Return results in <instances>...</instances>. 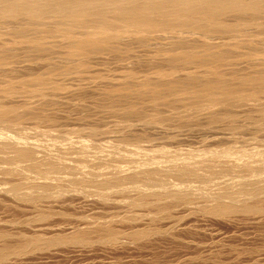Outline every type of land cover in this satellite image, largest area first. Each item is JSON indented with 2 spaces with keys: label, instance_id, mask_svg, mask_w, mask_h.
Returning <instances> with one entry per match:
<instances>
[{
  "label": "rangeland",
  "instance_id": "rangeland-1",
  "mask_svg": "<svg viewBox=\"0 0 264 264\" xmlns=\"http://www.w3.org/2000/svg\"><path fill=\"white\" fill-rule=\"evenodd\" d=\"M3 1H6V0H2L1 2L3 3ZM8 1H6L8 3V5H9V3L11 4V1H12L13 6H14V2H18L17 0L14 2H13V0H10V2H8ZM22 1L24 3H25V1L28 2V4L23 3L25 8L27 5L32 6V4H30V2H29L31 0H25V1L21 0V2H19V3H21V7H20V4H18L19 7L17 5L14 6L16 8L18 7L17 9H19V8H21V9H20V11L16 10L15 12L22 13L25 10L23 8ZM35 1H33V0L31 1V3H33L32 8H31V6L30 7L27 6V9L29 8V10H27L28 12H31L33 7L35 6L34 7L35 9H33V12L36 11V12H34L35 16H33V14H29L25 10L26 14H24V16L25 15L27 17L29 16L27 18V19L30 18L29 20H31V17H33L32 19H34V17H36V15H37L36 19L43 17V16H38L39 14H37V12L40 13V11H42V10H43L42 13L44 12L43 14H45V7L43 6L45 3V0H44V2L42 0L41 1L39 0L41 3L43 2V4L38 3V1H36V3H34ZM64 1L66 2L67 0H64ZM64 1L59 0V2L56 1L54 3V2H52V0H49L48 1L49 5L46 3L47 4L46 6H49L47 8L46 14L48 15L51 12H52L51 14H53V12H54L58 17L63 15L62 12H64V15L66 14L65 15L66 17L68 16V14H70V15L72 14L73 15V16L71 15L72 19H73V17H75V18L69 22L72 24H73V22L77 23V24L75 23V25H73L74 26L73 29L75 31L73 33H76V30H77V29H75L76 25H77L76 28H80L79 26L83 25L80 29H78V32H79L78 35L83 34V33L86 35L85 32L87 31L88 28H90L89 25L91 22L94 23L93 21H95L94 24H96V25L99 23V21L97 23L98 19L92 20L96 16L90 17L91 20H90V18H88L89 21L87 20V17H89L90 15H95L97 10L98 9L100 10L98 5L99 4L101 5L102 3H100L99 0L95 1V2H97L98 8L95 7V8H97V10L95 8H91L89 6V4L86 5V6H88V8H87L88 10L86 9V6H85V11L86 10L89 12H90V10H91V12L93 11L89 15H88L89 12L88 13L85 12V14H87L88 16L86 15L87 17L85 16V18L81 17L83 21L84 20L87 21V22L85 21L84 24L85 23L88 24V22H89L88 27H87V25L85 26L83 24V22L80 21L81 20L80 16L76 17L78 15L74 14V12H73L77 9L76 3H78V2H76V0H75L76 3H73V5H71L72 2H74V0L73 1L68 0L70 2H66V6H65ZM91 1H94V0H91ZM104 1H103V4L104 5L106 4V6L103 5L104 9L110 10L111 6H109L110 5L109 1H107L106 3ZM60 2L63 4V5L62 4H60V5L62 6V8L64 6V10L67 7L69 8L70 5H71V7H73L74 4H75L76 9L73 7V9H75L73 11H72V8L71 9L69 8V10L66 9V11H64V10L60 9L61 7L58 5ZM37 3L41 4V5H37ZM50 3H52V4L54 3L53 5H55V6H52V4L50 6ZM56 3H57V6H56ZM67 3H70V4H67ZM87 3H91V2L88 1ZM108 3H109V5H108ZM15 4H17V3H15ZM93 4H96V3H93ZM8 5H6V3L3 4L4 7L5 6L9 7L10 11L14 10L13 8L12 9L10 8L11 5H9V6ZM3 6H0L1 7L0 12H2V9H4ZM37 6L40 7V11H37L39 9V8H37ZM7 7L5 9H7ZM43 7H44V9H42ZM50 7H51V9H50ZM52 7H54V8L58 7V9H59L58 11H60L61 15L59 14L60 15L59 16L57 14L58 13L57 8H55L57 12L55 11V9H54V11H51V10H53ZM101 8L103 9L102 6H101ZM48 10H50V13L48 12ZM5 11H6V13H5ZM5 11L2 12L1 16L4 15L5 18L9 17L8 12H10V11L9 10H5ZM67 11H70L71 13H69ZM33 12H31V13H33ZM12 13H13V11H12ZM20 13H17V14L20 15ZM93 13H95V14H93ZM108 13H109V15H108L109 17L112 16V14L110 12H107V14ZM17 14H15L16 16L13 18L12 17L13 14H11V12H10V15H12V16H10V18L12 17L15 20V21L12 20L14 23H11L12 21H9L10 24H8V20H11L12 18L11 19L7 18L4 20V17H3V19H1L2 23H4L7 20L6 21L7 23L6 22L5 23L7 26H10V27H8V29L9 30L11 29V30L7 34V31L5 30V29H7V26L5 27V25H4L5 23L4 24L0 23L1 27L3 28L2 29L0 27L1 28L0 30H2L3 32L6 31L0 39V47H2V48L4 47L3 49L1 48L0 51L3 50L2 52H4V49H6V50L7 49H15V47H18L16 44L17 42L19 44V41L21 42V40L23 39L22 42L25 43L24 40L26 38H28L29 42L32 41V42H34L35 45L36 44L42 45L44 43V41L46 40L47 44L44 43L45 45L44 44L42 45V46H44L43 50H45L47 48L48 49L51 48L52 50L47 49V52L48 51H51V52L54 51V52L53 53H51V52L50 53L49 52L44 53L45 51H43V53H38V52H35L33 50L32 46L34 44L31 45L29 42H26L25 43L26 45L28 43H29L28 45H30V48H26L28 46H26L24 43H23L24 45H20L22 43L21 42L19 44L21 47L20 46L19 47L22 48L23 50H21L20 48L15 49V52H17L19 49L21 50L20 52H17L19 54L21 53V55L18 54L20 56V58L17 57L18 55L16 57L12 56V57H15L14 59H18V61L13 62L14 59L11 57V55H9L11 57V58H9L10 60L8 59V56H7L8 60L5 59V61L7 60V64H5L6 66L8 65L7 69H6L5 65L4 66L1 65L4 62L2 63L0 61L1 62L0 65L4 69V70H2L0 68L1 69L0 75L3 77L2 78L0 76V84L4 83L3 85H0V87L4 88L6 86L5 84H8L7 82H9L8 79H12L13 84H11L12 83V81H11V83L9 82L8 86L10 87V85L13 86L15 84L13 87H16L15 89L17 90L16 93L15 92L11 93V94L15 93V95H10V93H9L10 91H6L7 89H5V88H4L5 90H3V88H2V91H6L9 94L4 93V92H0V93H3V94H0V110L3 109V111H5V109L6 110L8 109L7 111H9L12 108L13 109L15 108V110H17L16 112L14 111L15 115L17 114L16 116L12 114V113H14V112H12V110H10L12 113L11 112L9 113L11 115H8V113L6 114L5 113L6 111L3 114H1L2 110L0 111V142H3L1 140L6 141L8 136H9L10 140L14 139L16 136V138H18L19 141L25 142V144H27V146H29V147H30V144H31V147H34V148L39 147V148H36V149H38V152H39L38 155L39 156H37V158L32 159L31 160L32 163L30 162V160L26 161L28 163V165L29 164L34 165L33 163H36L35 164L36 167L29 165V166H31L29 168V166H27L26 162H25V165L22 162L17 164V162L9 161V160L6 161V160L0 158V235H1L0 247L3 246L4 244L9 245L12 243H13L12 245L14 246L17 244V242L19 240L22 239V238L20 239V237H22V236L27 237V235L29 236V235H35V234L36 235L37 234H44V232L46 233L44 235H48L47 237H53V236H56L58 234H59V236L62 234V237H64V236L65 237H69V236L72 237L73 236L72 233L74 234L78 230L80 231L81 229H83V227L85 228L86 226H87V228H85V229L89 228V230H91V228L93 229V227H95L94 225L97 226V224L99 223L98 227L100 228L99 225L102 222L104 224H106L107 226L108 225L112 226L111 228L114 227V231L116 230V233H118L117 231H120L122 229L120 232L125 231L126 234H123V232L122 233L119 232L118 234H120L119 236L121 238H119V240L116 239L115 240L116 244H115V243H113L114 241H107V240L102 241V240H100L101 238L99 237V235L97 236V234H95V232L92 230L93 233L90 234L91 236H89L90 238L87 239V241H86L87 243L82 242V243L77 244L74 242L68 243V241L67 242L65 241L61 245L60 244L59 245L55 244L54 246L51 245V246L46 247L44 250H42V249H35L34 250L33 249L34 250L33 251L30 249V251L27 250L28 252H25V254H23V253H22L23 255L20 254L21 256L20 255L17 256L16 254H13L12 257L9 259L8 264L9 263L10 264H264V215L260 216V214L256 215L255 213L252 214L249 212L248 214L247 213H245V214L240 213L242 215L241 216L238 213H237L238 215L236 213H234V215L231 213L232 215L229 214L230 216L226 215V216H222V218H221L220 216L219 217L218 216L212 217L211 215H208V214L204 215V213L202 214V212L199 210V208H201L199 202L201 201L200 203L203 204V203H205L204 201L207 198L206 195H203L205 193V191L210 192L211 190H213V189L209 188V185L211 183L213 185H214V182H216V181H217V183H220L219 181L224 180V178H226L224 176L225 175L227 176L230 173L232 175H230L231 177L227 176V179H225L226 181H228L229 178H234V175H235V177L236 176L238 177V175H236L238 171H239L238 174L240 176L246 174L247 171L245 170L246 167L243 166V161L246 162V160H249V158H253L256 155L254 157L255 159L254 158L252 160L250 159L252 162H254L253 167L258 166V168H259L260 165H263L262 171L264 170V164H262V160H264V126H263L264 125V115H263V113H261L262 111H264V94H262V96H260V97L258 96L259 98L254 97L252 99H249V97L247 95H245V97H248V98H244V97H242L243 99L237 98L235 100L236 105L234 104V102H232L234 99L232 101L228 100V102H225V106L223 103H221L222 105L219 104L218 108L216 107L217 109H221L222 107L225 108L224 110H222L223 112L220 111V113L222 112L221 118L225 122H222L220 120L219 124L218 123L214 124L212 122L210 123L211 125L209 124L210 119L208 117L210 116V114L207 113L205 110V107H207L208 106L207 104H209L208 102H207V104L204 103L207 105L204 107L203 105H200L194 101H190V99H187V98H186L187 101L189 100L187 103L183 102L186 100L185 99L181 102L172 103L171 106H169L167 104H161L160 103V104H156V106L153 107L154 104L151 106V104H149L147 101L141 100L134 95V97H132L130 99V102H129V103H132L134 105L132 108H130L131 111L130 110L128 111L127 107H130L131 105H128L125 102L111 103L107 99V95H108V91H109L108 89L111 87H115V85L121 84L122 81L127 80L126 76H128V75H126V74L127 73L130 74L134 71L133 69H131L133 67V65L134 66L136 65L135 68L138 69V75H137L138 78L136 77V79H138V80L143 79L145 76L151 75L150 77H152L153 75H155L154 73L157 69L155 67V65L154 66L149 65L150 67H148V65L145 66V64H148L147 60L149 57L151 58V60H153L152 59V56H153L152 50H154V55L159 54L160 53L159 49L161 48V46L162 45L165 46L166 44H168L167 42H169L171 40V38L168 40L165 37L166 39H163L164 40L163 42L161 39H158L159 40V42H158L157 38H155V37L151 38V39H154L155 41L150 40L151 41V43L149 42L150 45H152V46L154 45V44H152V42L153 43L157 42L158 44L155 43V44H157L156 47L151 46V47H149V50H148L147 46H141V45L138 46L139 44L136 42H134L135 44L133 43L134 46L131 45L130 47L126 44L128 50L130 48L129 51L132 52V53L130 52L132 55L131 54L127 55L128 57H125V55L128 54V53L125 54V52L126 51L128 52V50H127V48L124 49V45H125L124 42H121V41H120V43H118L119 41L114 42L112 44L113 45L115 44L116 47L120 46V44H121L120 48L122 47L121 49H123V51H121V49L119 48L121 51L120 55L112 53L111 51L105 52L103 49L100 51H96V53L93 52L92 54H95V55L91 54L90 58L87 59L88 54L91 53L89 50V53L87 55H83V56L81 55L82 58L79 56L81 59H83V61L84 60L85 61L90 60L88 64H86V62L84 61L85 65H82V64H80L82 62V60L80 58L76 60L75 58H78V57H76V55H75V57L73 59L71 57V55L69 54L70 52H67L68 48L66 46H65L66 50H65V47L63 48V45H62L63 41L62 40L64 39V41L67 44L66 40H68V36H69L71 42H74L77 38H79V39L81 38V35L78 36L77 34L74 35L72 33V29H71L72 27H69L68 24H67V26L65 25L66 23H68V20H67V18L66 19L64 18V15H63V19H65L66 23L63 21V23H65L63 25H65V28L69 27L68 30L71 29V33H70V31L67 33L66 32L67 29L64 30V32H63L64 26L61 25L62 17L60 18L61 20L59 18L57 19V16H55L54 14L52 16H51V14L48 16L46 15L45 18H47L49 20L51 19L54 23H56V21H57V24H54L52 22V25L54 24L53 26L56 27V29L51 24L49 25L51 20L50 21L48 20L49 22L47 21L48 25L44 24L45 23L44 17L41 20L44 22L43 23L44 25L42 24L40 19L37 20V22H35L36 20L34 19V21L32 22V23L35 22L36 24L38 22L41 23V25L43 26V28H41V29H45L44 28L45 26L47 28H49V27L52 28L51 29L53 31V32L51 31L52 34L50 33V28L48 30L49 33H47L45 31L46 29L44 30L45 32H43V30L40 32L39 30H41V29H39V28L41 26L39 27V25H40L39 23H38L39 25L33 24L35 27L38 26V28L35 29V28H33L34 26H31L32 23H30V21H28L26 19V17L24 18L23 13H22V15H20V16H22L21 18H19V15L17 17ZM43 14L40 13V15H43ZM71 16H70V18H71ZM16 17L18 19L23 20V21H25L24 19H26L27 21L23 24L19 23L22 21H20V20H19V22L16 21V19H17ZM52 18H54V20ZM55 18H56V20H55ZM75 19H77V20L75 21ZM78 20H79V22H77ZM15 22L19 23V24L16 23L18 26L15 25ZM58 23H59V25H58ZM79 23H80V25H79ZM13 24L16 28L17 27L18 28L19 27L25 28L23 26H26V24H27V27L31 26L27 30L25 29L26 34H28V32L31 33V31H34V32H32L33 34L37 33L38 31L41 33V35L43 33H45L44 34L45 36H43V35L40 36V33L38 32L39 37H43V38H38L36 36L37 34L35 35L38 40L42 39L43 43L39 42L36 39V37H34V41H33V39L30 40L29 37L33 38V36H34L33 34L31 36L28 34L29 35L28 37L26 36V38H23V37H25V34H24L25 32L22 33V35L24 34V36L20 35V38H22V39H20L18 37L19 36L18 33L15 34V32H13L14 33L13 34L11 32L12 28H14V26L11 27V25H13ZM72 24H70V26H72ZM94 24H93V26H94ZM3 25H4V27H3ZM56 25H58L59 27ZM90 26H91V28H93L92 24ZM58 28L61 31H59ZM14 29H13V31H14ZM32 29H34V30H32ZM54 29L59 33L57 34L54 31ZM36 30H38V31L36 32ZM81 30H83L82 31L83 33L81 32ZM88 31L91 32L93 30L88 29ZM65 32L67 34L70 33V35L65 34ZM0 33H2V32L0 31ZM10 33L13 35H10ZM54 33H56L57 35H60V33H64V35L61 34L60 38L57 37L56 39L54 36L52 39L51 37H52V35H54ZM46 35H48V36H46ZM65 35H67V36H65ZM88 35H89V32L84 37H87ZM49 36H50V38H49L50 42H49V39H46V37L48 38ZM74 36H78V37L76 39H74ZM65 37L67 39H65ZM84 37H82V38H84ZM217 38H220V39L217 40ZM217 38H215V40L213 39L212 42L216 43L215 41H218L220 43L221 39H223L219 36ZM16 39H17V42L14 41ZM79 39H77V40H79ZM7 40H12V41H7ZM36 40L38 41V43ZM53 40H56V41H53ZM35 41H36V43H35ZM70 41L68 40V43H70ZM1 42H2V44H1ZM10 42H14L13 43L14 45L12 43L10 44ZM117 43H118V45H117ZM159 43L160 44L162 43V45L159 46L160 45ZM15 44H16V46H15ZM7 45H10V46L7 47ZM11 45H13V46H11ZM22 46H26L25 47L26 49H30V51L28 50V53L32 54V52H34L35 53L34 56H33V54L32 55L29 54V56L31 58L27 55L28 56V59H27V56H24L25 54H27V50L25 51L26 53L23 55L25 48H23ZM5 47H7V48H5ZM10 47H12V48H10ZM151 48H153V49H151ZM154 48H157V49L159 48V49L157 51V49H154ZM31 49H32V51H31ZM105 50H107V49H105ZM155 50L157 51L156 54H155ZM101 51L104 53H102ZM57 52H58V54H57ZM64 52H67L69 54V56L67 55V53L65 55ZM122 52H124V53H122ZM150 52H151L152 56L150 55ZM37 53L39 54V58H41L40 60H39L38 56H36ZM59 53H60V55H59ZM51 54H53V56H51ZM135 54L140 55V57L137 56L138 58H136ZM64 55L66 56L65 60H64L65 61L64 63L67 64L66 67L62 63L63 62L62 57H64ZM21 56H24V57H21ZM60 56H62V57H60ZM85 56H86V58H85ZM42 57H45V58H42ZM50 57H54L53 61H54V64L55 63L57 64V66H56V64L55 65L51 64L52 60L48 59ZM67 57H69V59H67ZM91 57H92V59H91ZM153 57L155 58V56H153ZM120 58H122V59H120ZM126 58H128L130 61H128V62L125 61ZM131 58H132V60H131ZM139 58H143L142 60H144L146 58L145 59L146 63H145V60L141 62V60ZM21 59H23V60H21ZM30 59H32V60H30ZM60 59L62 61H59ZM96 59H99V60H96ZM119 59L120 60L125 59V60L120 61ZM68 60L70 61L69 62L70 64L67 63ZM75 60H76V62H73ZM135 60L139 61L138 64ZM151 60H149V61L151 62ZM11 61H12V63H11ZM77 61L80 63L78 64ZM48 62L50 65L48 64ZM57 62L60 64H58ZM72 62L74 64H71ZM84 62H82V63L84 64ZM129 62L133 63V65H131ZM143 62H144V65H139L141 63L143 64ZM9 63L12 65H10ZM35 63H37L39 65V67L36 66ZM75 64L83 66V69L85 71L82 69V67L80 70V66H78V65L77 66L79 67V70H78L77 66H76V69H77L76 70L74 67H72V65H75ZM127 64H129V66ZM47 65H49L48 67H51V69H53L52 66L53 67L55 66L54 70H53V72L56 70L55 73L57 72V69H59L58 72L60 71L59 74L56 73V75H54L55 73H53L54 77L52 76V78H50L52 75V71L47 70L48 73H51L50 77H49V74L48 75L46 74L49 77V78L47 77L48 80L49 79L54 80L51 83H48V82H50V80L49 81L47 80L46 82H41V81H45V79H47L46 75L44 73L45 69H48ZM156 65L158 66L159 64L157 63ZM59 66H60V68H59ZM151 66L154 68H151ZM14 67H16V68H14ZM126 67L127 68L130 67L129 70H126ZM130 69L132 72L130 71ZM8 70H10V71H8ZM63 70L65 71V73ZM2 71H4V72L6 71V72L4 73ZM61 71H63V72H61ZM69 71H72V72L69 73ZM79 71L81 73H79ZM128 71H130V72H128ZM26 72H29V73L26 74ZM41 72H42V74L44 73V75H42V74L41 75L43 77L44 76L45 77L42 78V76L38 74L39 76H41L40 79L41 78L43 79L40 81V79L37 80L36 77L38 75L36 73H41ZM135 72L137 73V70H135ZM152 72H154V73L152 74ZM33 73L35 75H37L36 77L35 76H33V77L36 79V81H38V82L40 81V85H39V83L37 84L32 79L33 77L31 78V74H33ZM61 73L63 75H61ZM22 74H23V76H22ZM12 75H13V77H12ZM7 76H9V77H7ZM14 76H15V78H14ZM26 76L30 77V79H28V77H26ZM39 76H38V78H39ZM25 78L28 80H26ZM13 79L15 81H19L20 79L21 80L25 79L26 81H30L32 79V81L35 82L38 86H41V84L44 83V84H42V86L43 87L45 86V87L43 88L41 86L43 88V90H41V87L36 86V84H32L33 82L31 81V85L32 86L34 85V88L36 87L39 90L37 89V91H36L35 90L36 88L32 89V86L31 87L27 86L28 87V89H27V87L25 86L26 87L25 90L27 89L26 90L27 93H26V91L23 88L24 86L22 85V83L26 82V81H21L22 82L21 83V82H15ZM6 80H7V82H6ZM55 82L58 85H60V83H61L62 88L58 87L57 84H55ZM16 83H18L20 86L22 85L23 87L18 86L20 88L19 89L16 86ZM28 83L27 84L23 83V84L28 85ZM45 83H47L48 85ZM46 85H47V88H46ZM55 85L57 86V89L60 88V89H58L60 91H58V90L56 91ZM50 86L52 87V89L49 88ZM29 87L31 88L32 91H29ZM10 88H12V87H10ZM22 88H23V90H21ZM53 88H55V89H53ZM20 90L22 92L25 91L23 93H20L23 95H20L18 93V91L21 92ZM0 91H1V89H0ZM11 91H13V89ZM28 91H29V93L30 92L31 93L33 92V93L32 94L30 93L31 94L30 95V94H28ZM37 92H39V93H37ZM244 99H248L249 101L244 100ZM240 100H242V101H240ZM250 100H251V104H248V102L250 103ZM237 103H238V105H237ZM115 104L116 105L119 104V105L115 106ZM183 104L187 108L184 107ZM187 104H188V106H187ZM226 104L228 105V107H229V105H232V107L228 108L226 106ZM239 104H241V105H239ZM165 105H167L168 108L165 107ZM195 106H198V108ZM200 106L201 107L203 106V107L200 109L199 108ZM195 108H197V109H195ZM167 109H168V111H167ZM194 109H195V111L198 110L197 111V114H199L198 118H197L196 112L193 111ZM201 110H203V111L205 110L204 112L206 114L204 112L202 113ZM18 111L20 112V114ZM192 111H193V113H192ZM200 112L202 113L201 114L202 117L200 116ZM131 113H133V114L136 113V114L130 115ZM139 113H140V115H139ZM163 113H164V115H163ZM223 113H225L224 114L225 117L229 116V118L233 121V123H229V121L232 122L229 118H228L229 121L226 118H223ZM235 113H236L237 118L235 116ZM126 114L129 116H127ZM261 114L263 115L262 117L260 116ZM232 115L235 117H233ZM204 116H206V117L203 118ZM161 117H162V119H161ZM206 118H208L209 121ZM233 118L235 119L236 122L234 121ZM195 119H196V121H195ZM205 123H207V124H205ZM184 126H186V127H184ZM258 126H263V127H262V129H259ZM211 127H212V129H211ZM157 129H159V130H157ZM253 132H254V135H253ZM171 133H172V135L170 136ZM164 134H167V135H164ZM12 135L14 138H10V136L12 137ZM175 138L179 141H176ZM199 138H200V140H199ZM143 140H145V141H143ZM61 146H63V147H61ZM154 147H156V148H154ZM127 148H129V149H127ZM216 149L217 150L219 149V150L217 151ZM159 150H160V152H159ZM211 151H213V154ZM215 151H217L216 153L218 155L215 153ZM256 152H258V153H256ZM227 153H228V155H230L229 156L230 159L232 158L231 156H233L234 162L235 161H237V162H235L233 164L232 159H231V161H229L230 159L227 158V156H228ZM211 154H212V156L214 154H216V156H213L214 157L213 158L212 156H210ZM224 154H226L227 156H225ZM222 155H224V156H222ZM252 155H253V157H252ZM42 156L44 157V159ZM131 156H133V157H131ZM209 156L211 158L215 159V161H216L215 163L217 165H215V164H213V165H215L217 167V169H219L218 174L223 168V170L221 172L223 174L220 173V177H222V178L218 177V175L216 174L217 173L216 169H215L216 173L214 172L212 177L209 175L210 178H208L206 175H204V180H205V176H206V178H208L210 183H209V181L205 180L207 183L205 181H201L202 182V184H201V183H199L200 181L198 182L195 180H200V179L203 180L202 175H201V177L199 176L200 177L199 179L195 176L197 179L193 180V183L194 182L195 183H194V185L193 184L192 185L196 187L195 191L197 189H199V190H197L196 192L193 191L194 194L192 196L195 195L194 198L197 197V200L201 196H203V197L198 200L199 205L197 204L196 200L194 199L195 201L191 205L192 208H190V206L185 207L188 204L187 205L185 204V206L183 205L184 207L182 209L179 208V206L182 203H180V205L179 204L178 205L177 204L169 205L172 202H170V203L165 202L167 204L166 205L164 203L165 200L163 202H160V205L162 204L163 208L166 207L167 208V210L165 209L166 211L161 210L163 208L157 209V207H155L157 209L156 210L151 205H150L151 207L148 205L149 208H148V206L147 207L146 206L145 207L140 206V205L133 206L132 204H131L132 205L131 206L129 204L132 202V200L137 199L136 193L138 190H137V188L130 187L127 184L126 185L123 184V187L118 188V190H116L113 193H109L108 194L109 198H107V199L101 198L99 195H97L98 197L93 195L94 193L96 194L97 192L93 191L92 188L86 190L90 194L89 195L85 190H83L82 187H81L82 189H80V187L78 186L79 188L77 187V191L79 190L80 193H79V191L77 193L76 186H74V184L72 185V181H73L74 177L79 178V179H83V180L87 179V181H90L93 179H99L100 177L97 178L98 176H101L102 178H104L105 176L106 177L110 176L112 178H114L115 176L116 177L120 176L121 173L119 174V172L121 171L120 169H122L123 167L132 168L133 165L136 166L137 164H139L138 163L139 161L142 162V161H146L148 159H154L155 158L156 160H160L163 162L161 164H157L158 166H156L155 164L152 165V167L155 166L153 168L152 167L150 168V166L143 167L144 169H149V170L153 169L154 170L156 168L168 167L169 166L168 164H170V162L172 163L174 160H175L174 163H176V162L180 163L181 161L183 162L186 159V163H187V161L191 162V160H194V158L196 160L197 159L201 160V158L202 159L206 158V160H207V159H210ZM237 157L240 159H238ZM52 158H54V159H52ZM130 158H131V160H130ZM175 158L177 159V161ZM46 159H48L49 162L53 161V163L51 162V164H50ZM56 160H58V161H56ZM123 160H124V162H123ZM225 160H227V161H225ZM44 161H46V162H44ZM61 162H63V164H64V167L62 166L64 168V170L58 171L59 168L57 170H55L56 168L54 166H56L58 163H61ZM212 162H214V161L212 160ZM40 163L43 165H41ZM186 163H185V166H187ZM228 163H230L229 164L230 166L228 165ZM38 164H40V165H38ZM47 164H48V166H46ZM49 164H50V166H49ZM53 164H54V166H53ZM63 164L61 163V165H63ZM235 164H237V165H235ZM176 165L178 166L179 164H176ZM180 165L178 167H181ZM222 165H223V167H222ZM38 166L39 167L42 166V167L39 169ZM188 166H191V163L188 162ZM233 166L234 167L236 166L237 168H234ZM241 166H242V168H241ZM50 167H52V168L50 169ZM182 167H184V166H182ZM230 167H231V169H232V167L234 169L228 170ZM243 167H244V169H243ZM34 168H35V170H34ZM65 168H67V169H65ZM248 168L249 167H247V169ZM28 169H30V170H28ZM37 169H38V171H36ZM46 169H48V170H46ZM242 169L245 170L244 171L245 173L242 171ZM13 170H14V173H16V174L11 176L13 174V173H11ZM49 170H50L51 174H53V175H51L49 173ZM234 170H236V171H234ZM6 171H9L10 173L6 172ZM40 171H44L46 174L44 172H40ZM61 171H63L64 173ZM77 171H79V172H77ZM227 171L228 172L230 171V173L228 174ZM38 172H39V174H38ZM47 172H48V174H47ZM59 172H60V174H59ZM69 172L72 174H70ZM3 173H5L7 175L5 176ZM21 173L23 175L28 173V175H25V176L30 177L29 180L32 179L34 176V178H36L35 180L37 182L39 180V182H41V183L42 182L47 183L49 180L57 182L61 178L62 180L65 181V182L63 181L62 183L63 184L65 183L66 185L65 184L62 185L63 187H61V189H58V190H57V187H55L56 191L57 192L59 191L58 192V193H60L59 195L56 193V191H54V189H53L54 187H51L50 190L47 189L46 192H44V193L47 194L48 197L46 196V198H45L46 200L42 199L44 203L42 201H39L40 203L39 204L37 203L35 206L31 202H30L31 203L30 204L29 201L24 202L23 200H20L17 198L16 194L23 195V193H24V195H25L26 193H28V191H29V193H31V190H29V186L26 185L27 188L23 187L24 189L22 187H20V185H22L25 182L24 181L22 183V180L26 179V177L23 176ZM114 173L115 174L118 173V175H115ZM123 173L125 175V174H128L129 172L128 173L123 172ZM234 173H236V174H234ZM241 173H243V174H241ZM8 174H10V175H8ZM17 174H19V175L17 176ZM29 174L31 176H29ZM61 174H63V176ZM214 174H216L217 176ZM20 175H22L25 178L24 179L21 178L22 176H20ZM14 176H16V177H14ZM72 176H74V177H72ZM122 176H123V174H122ZM53 177L54 178L60 177V178L58 180L57 179L54 180ZM89 177H90V179H89ZM161 177L162 178L166 177V175L161 176ZM34 178L32 179L33 181H34ZM37 178H39V179H37ZM40 178H42V179L44 178V181L47 179L48 180H47V182L46 181L44 182L42 179L40 181ZM157 178H158V176L156 177V179ZM162 178L161 179L158 178V179H160L162 181ZM169 178L167 177L166 180L168 179L167 181H169L170 183L173 184V179H175V178H173V179L170 178V180H169ZM211 178H212V180H210ZM19 179L21 180V182L19 181ZM32 180H30L31 183H37L36 181L33 182ZM68 180H70V181H68ZM160 180H158V183H160ZM163 180H164V178H163ZM68 182H70V183H68ZM153 182L157 183V181L152 180V182L150 181V185L151 184L153 185L154 184ZM18 183H22V184H19V187H18ZM203 183H204V185H203ZM12 184H14L15 186L17 185V186L15 187ZM147 184H149V183H147ZM172 184H170V185H172ZM199 184H200V186H205V187L208 186L207 187L208 191L205 187L204 188L200 187ZM60 186H61V184H60ZM67 186H70V188L74 187L75 189H70ZM177 186H179V185H177ZM186 186L188 188L189 185H184V187H186ZM198 186H199V188H197ZM9 187H10V189H8ZM211 187H212V185H211ZM18 188H20V189H18ZM33 188L34 187L30 188L33 191L31 194H36V193H34L35 191L40 192L39 188H34V189ZM62 188H64V190L66 192L62 191L63 190ZM201 188H203V190ZM212 188H214V186ZM27 189H28V191H27ZM84 189H86V188L84 187ZM8 190H9V192H12V193H9ZM48 190L51 192L47 193ZM69 190H70V192H69ZM200 190L203 191V192L201 191L203 194L201 192H199ZM60 191H62L64 193H62ZM89 191L90 192L93 191V194H92V192L90 193ZM15 192H19V193L15 194ZM198 192H199V194L200 193L202 194V195H200V197L197 196ZM209 192L206 194H210ZM52 193H55V194L52 195ZM121 193H122V196H121ZM13 194L15 197L13 196ZM128 196L131 198H129ZM207 196H209V195H207ZM54 197H57V198H54ZM203 198H204V201L202 200ZM130 200H131V202L129 203ZM134 201H136V200H134ZM194 203L197 205H195ZM207 203H209V202H207ZM164 204H165V206H164ZM205 204H203V205H205ZM174 205H176L174 207L175 209L173 208ZM193 205L196 206V208L198 206H200V207L195 209V207ZM167 206L169 208L171 207V209H173V211L169 210ZM132 207L135 209H133ZM176 207L179 209H176ZM186 209H188V211H186ZM190 209H193V210H191L192 212L189 211ZM148 210H149V212H148ZM152 210H154L155 212ZM160 210H161V212H157ZM195 210L197 213L195 212ZM197 210H199V211H197ZM162 211H164V212L162 213ZM41 212H42V215L45 214V215H43V217H40ZM48 213L51 215H49ZM167 213H170L171 215L169 216ZM165 214H166V216L167 215L168 216L166 217ZM46 215H47V217H46ZM177 215H180V216H177ZM154 216H156V217H154ZM164 216L166 217V219ZM171 216H173V217L171 218ZM175 216H177V217H175ZM228 216H229V218H228ZM45 217L48 219H45ZM168 217H170V218H168ZM223 217H225V218H223ZM31 219H33V220H31ZM34 219H36V220H34ZM96 220H100V221H96ZM136 220H138V221H136ZM151 220H153V221H151ZM165 220H168V223ZM84 222H86V223H84ZM89 222H91V223H89ZM176 222H178V223H176ZM152 223H153V225H152ZM88 224H90L89 225L90 227L88 226ZM110 226H108V227H110ZM148 226L150 228L153 227L155 229L154 230L153 228H151V231L153 229V231H155V232H153V233L151 232L149 235V238L144 237L142 239L137 238L135 240V238H133L132 235H131V237H132L131 238V237H129L130 235L127 234L129 231L132 232L133 229H134L133 232L135 230H136L135 232H137L138 229H141V230L148 229ZM137 227H140V228H137ZM141 227H143V228H141ZM141 230H139V231H141ZM37 231H38V233H37ZM47 231H48V233H47ZM95 231H96V229H95ZM3 232H4V234L8 233L7 235H9L8 236L9 238L7 237L6 234H5V236L7 238H5L4 234H2ZM130 232H129V234H131ZM154 233H155V235H153ZM122 234H123V236H122ZM2 237L4 239H2ZM14 237L16 238V240ZM11 238H13V239H11ZM138 239H140V240H138ZM5 240H7V241H5Z\"/></svg>",
  "mask_w": 264,
  "mask_h": 264
},
{
  "label": "bare ground",
  "instance_id": "bare-ground-1",
  "mask_svg": "<svg viewBox=\"0 0 264 264\" xmlns=\"http://www.w3.org/2000/svg\"><path fill=\"white\" fill-rule=\"evenodd\" d=\"M2 0H0V2H1ZM6 1H8V0H6ZM6 1H3V3L1 2L0 4V6H3V4H5L6 3V5H8V3L6 2ZM14 1H16V0H13V2ZM18 2H14V6L15 5H17L18 6V4H20V7H21V3H19V2H21V0H17ZM25 1V0H24ZM32 1V0H31ZM31 1H29L30 2V4H32V6H33V3H31ZM33 1H35V0H33ZM36 1H38V3H41L39 0H36ZM36 1L34 2V3H36ZM43 2H44V0H42ZM47 1V2H46ZM48 1L49 0H45V3H44V7H45V14H43L42 13V11H40V7L39 6H37V8H39L37 11H40V13L41 14H43V15H40V13H38L37 12V14H39L38 16H43L44 17V22L43 21H41L42 19H43V17H40V18H38V19H36L37 18V15H36V17H34V19L36 20L35 22H37V20H39L40 19V21L42 22V24L44 23V24H46V25H48L47 24V21L49 20V19H47V18H45V16L47 15L46 14V11H47V8L49 7V6H46L47 4L49 5V3H48ZM59 2V0H52V2ZM61 1V0H60ZM64 1V0H63ZM73 1V0H72ZM91 2V3H87V2ZM95 1H98V0H94V1H91V0H76V2H78V3H76L75 2V0H74V2H72V4L71 5H73V3H76V7H77V9H76V7H75V4H74V8L76 9H73V7H71V5L69 6V8L71 9L72 8V11L73 10H75V11H73L74 12V14H76V15H78V16H76V17H79L80 16V18L82 17V18H85V16L87 15V14H85V12L86 13H88L89 11H87L88 9V6H86V5H88L89 4V6L91 7V8H95V7H97V2H95ZM102 1V2H101ZM99 0V2L100 3H102L101 5L99 4L98 6H99V8H100V10L98 9L97 10V8H95L96 10H97V12H96V14L95 13H93V14H95V15H90L89 17H87L90 13H92L91 12V10H90V12L88 13V15L86 16L87 17V20H88V18H90V17H94V16H96L95 18H93L92 20H95V19H98L97 20V23H98V21H99V25L97 24H94L95 23V21H93L94 23H90V25L92 24V27L93 28H91V26L89 25V27L93 30V31H88V29L89 30H91L90 28H88L87 29V31L85 32L86 33V35H87V33L89 32V35L87 36V37H84V36H86L82 31L83 30H81V32L83 33V34H80L81 35V38L79 39V38H77L78 36H80V35H78L79 34V32H78V29H80L83 25H80V23H79V27L80 28H76L77 27V25H76V27H75V29H77L76 30V33H73V32H75L74 31V29H73V25H75V23L73 22V24L72 23H70L69 21H71V20H73L75 17H73V19H72V16L70 15V14H68V16L66 17L65 15H64V12H62V14L64 15V18L66 19L67 18V20H68V23H66V21H65V19H63V15H61V13H60V11H58L59 9H58V7H55V8H57V11H58V15L60 16V17H58L54 12H53V14L55 15V16H57V19L59 18H61L62 17V22H61V25H63V24H65L66 26H67V24H68V26L69 27H72L71 29H72V33L74 34V35H78V36H74V39H79V40H73L74 42H71L70 41V38H69V36H68V40L70 41V43H68V40H66L67 41V44H66V42L64 41V39L62 40L63 41V43L65 44H63L62 43V45H63V48L66 46L68 49V51L67 52H70L69 54L71 55V57L74 59V57H75V55H76V57H78V58H75L76 60L77 59H79L80 57L82 58V56L83 55H87L88 53H89V50H90V52L91 53H89L88 54V57H87V59H89L90 58V55L93 53V52H95L96 53V51H100V50H103L104 49V51L105 52H112V53H115V54H117V55H120L121 54V51H123V49H121L120 48V46H121V44H120V46H115V44L113 45L112 43H114V42H118V43H120V41L121 42H124V49H126L127 48V46H126V44L130 47L131 45H133V43L134 42H136V43H138L139 45L138 46H147L148 47V50H149V47H151L152 45H150V43H151V41L152 40H154V39H151V38H153V37H155V38H157V40L158 39H161L162 40V42L164 41L163 39H170L171 38V40L169 41V42H167L168 44H164L165 46H163L162 45V43L159 45V46H161V48L159 49L160 51V53L159 54H157V55H154V50H152L153 51V56H155V58L151 55V52H150V55L152 56V59L153 60H151V58L149 57L148 58V60H147V63L148 64H145V66H147L148 65V67H150L149 65H152V66H154L155 65V67L157 68L156 69V71H155V73L154 72H152V74L154 73L155 75H153L152 77H150L151 75H149V76H145L143 79H140V80H138V79H136V77L138 78V69H136L135 68V66L133 65V63H130L131 65H133V67L131 68V69H133L134 71L132 72L131 71V69H130V71L132 72V73H127L126 75H128V76H126V78H127V80H125V81H122V83L121 84H118V85H115V87H111V88H109L108 90V95H107V99L111 102V103H118V102H125V103H127L128 105H131L130 107H127L128 108V111L130 110L131 111V109L130 108H132L133 107V105L134 104H132V103H129L130 102V99L132 98V97H134V95L137 97V98H139V99H141V100H145V101H147L149 104H151V106L153 105V107H155L156 106V104H167V105H169V106H171L172 105V103H175V102H181V101H183V100H185L186 98L187 99H190V101H194V102H196V103H198V104H200V105H203L204 107L205 106H207V107H205V110H206V112L207 113H209L210 114V116L208 117L209 119H210V121L208 120V118H206L208 121H209V124L212 122V123H218L219 124V121L221 120L222 122H225V121H223V119L221 118V115H222V110H224L225 108H221V109H217L218 108V106H219V104H221V103H223L224 104V106H225V102H228V100H230V101H232L233 99V101L232 102H234V104H235V100L237 99V98H241V99H243L242 97H244V98H248L249 97V99H252V98H254V97H260V96H262V94H264V0ZM103 1L106 3L107 1H109V3H110V5H109V3H108V5L109 6H111L110 7V10L109 9H107V10H105L104 9V6H106V4L104 5L103 4ZM5 2V3H4ZM8 2H10V0L8 1ZM43 2L41 3V4H43ZM51 2V1H50ZM65 2V1H64ZM66 2H70V1H66ZM66 2H65V6H66ZM15 3H17V4H15ZM24 2L22 1V4H23ZM25 3H27L28 4V2L27 1H25ZM24 3V4H25ZM37 3V5H41V4H38ZM47 3V4H46ZM53 3V4H54ZM93 3H96V4H93ZM24 4H23V8L27 11V10H29V8L27 9V6H26V8L24 7ZM51 4L52 3H50V6H51ZM52 4V6H55V5H53ZM60 4H62L61 2L58 4L60 7V9H62V10H64V6H63V8H62V6L60 5ZM67 4H70V3H67ZM9 5H11L10 6V8L12 9H14V10H12L13 11V13H12V11H10V9H9V7H7V6H3L4 7V9H2V12L3 11H5V10H9L10 12H11V14H13V16L12 15H10V12H8L9 13V17H6L5 18V16L3 15V16H1L2 15V12H0V21H1V19H3V17H4V20L5 19H11L12 17L14 18L16 15L15 14H17V13H20V12H15L16 10H18V11H20V9L21 8H19V9H17L16 7H14L13 5H12V1H11V4L9 3ZM8 5V6H9ZM36 5V4H35ZM63 5V4H62ZM104 5V6H103ZM31 5H29L28 7H30ZM32 6H31V8H32ZM56 6H57V3H56ZM85 6H86V11H85ZM101 6L103 7V9L101 8ZM7 7V9H5ZM35 7V6H34ZM33 7V9H35ZM44 7L42 8V9H44ZM1 8V7H0ZM16 8V9H15ZM53 8V10H51V11H54V7H52ZM69 8L67 7V8H65V10L64 11H66V9H68L69 10ZM33 9H32V11L31 12H33ZM50 9H51V7H50ZM90 9V8H89ZM23 10V9H22ZM23 11L22 13H23V16H24V14H26V11ZM95 10V11H96ZM1 11V10H0ZM55 11H56V9H55ZM56 11V12H57ZM71 11V10H70ZM70 11H67V12H69V13H71ZM94 11V12H95ZM28 12V11H27ZM31 12H28L29 14H33V16H35L34 15V12H36V11H34L33 13H31ZM48 12L50 13V10H48ZM47 12V13H48ZM107 12H110L111 14H112V16H108L109 15V13L107 14ZM5 13H6V11H5ZM22 13H20V15H22ZM52 13V12H51ZM50 13V14H51ZM36 14V13H35ZM50 14H48V15H50ZM53 14H51V16L53 15ZM8 15V14H7ZM18 15L19 14H17V17H18ZM19 15V18H21L22 16H20ZM47 15V16H48ZM71 16V18H70V16ZM10 16H12L11 18H10ZM31 16V15H30ZM2 17V18H1ZM16 17V18H17ZM26 17V19L29 17H27L26 15L24 16V18ZM11 19V20H8V24H10L9 23V21H12V20H14V19ZM15 18V19H16ZM23 18V19H24ZM33 17H31V20H29V19H27L28 21H30V23H32L33 21H34V19H32ZM70 18V19H69ZM82 18H81V22H83V24H84V22L86 21V20H82ZM18 19V18H17ZM16 19V21H18L19 22V20L20 21H22V22H19V23H25L27 20L26 19H24L25 21H23V20H21V19H18L17 20ZM47 19V20H46ZM53 20H54V18H52ZM78 19V18H77ZM77 19H75V21L77 20ZM231 19V20H230ZM51 20V19H50ZM49 20V21H50ZM55 20H56V18H55ZM61 20V19H60ZM90 20H91V18H90ZM7 21V20H6ZM5 21V22H6ZM15 21V20H14ZM48 21V22H49ZM63 21L65 22V23H63ZM89 21V20H88ZM4 22V21H3ZM4 22V23H5ZM32 23V25L31 26H34L33 24H36V23ZM52 20H51V22L49 23V25L51 24L52 25ZM77 22H79V20L77 21ZM87 22V21H86ZM0 23H2V21L0 22ZM4 23H2V24H4ZM7 23V22H6ZM6 23L4 24L5 25V27L7 26L6 25ZM11 23H14L13 21L11 22ZM17 22H15V25L16 26H18L17 24H19V23H17ZM39 23V22H38ZM36 24V25H39V29H41V28H43V26L41 25V23H39V24ZM54 23V22H53ZM28 24V23H27ZM27 24H26V26H23V27H25V28H22V27H15L14 26V24L13 25H11V27L12 26H14V28H12V33L13 32H15V34L16 33H18L19 34V38H20V35H22V33H24L25 32V29L27 30L28 28H30V27H27ZM43 24V25H44ZM54 24H57V21H56V23H54ZM53 24V25H54ZM70 24H72V26H70ZM77 24V23H76ZM88 24H89V22H88ZM88 24H84L85 26L87 25V27H88ZM93 24H94V26H93ZM4 25H3V27H4ZM21 25V24H20ZM19 25V26H20ZM52 25V26H53ZM58 25H59V23H58ZM58 25H56V26H58ZM65 25H63L64 26V28H63V32H64V30H66V32L68 33L69 31H70V33H71V29L70 30H68L69 29V27L67 28H65ZM96 26V27H95ZM0 27H1V25H0ZM8 27H10V26H7V29H5L6 31H7V34H8V32L11 30H9L8 29ZM54 27V26H53ZM59 27V26H58ZM95 27V28H94ZM2 28V27H1ZM0 28V29H1ZM33 28H35V29H37L38 28V26H34ZM45 29H41V30H39L40 32L43 30V32H47V33H49V28H47L46 26L44 27ZM55 29H56V27H54ZM86 28V27H85ZM3 29V28H2ZM13 29H14V31H13ZM52 28H50V33H51V30ZM54 29V31L58 34L59 32H57L56 30ZM59 29V28H58ZM83 29V28H82ZM32 30H34V29H32ZM45 30V31H44ZM2 33H0V39H1V37L4 35V33L6 32V31H2V30H0ZM38 30H36V32H37ZM38 31V32H39ZM59 31H61L60 29H59ZM80 31V30H79ZM85 31V30H84ZM32 32H34V31H31V33H29L28 32V34L31 36L33 33ZM35 33V34H33L34 36H33V38L32 37H29L30 38V40L31 39H33V41H34V37H38V38H43V37H39V33ZM53 32V31H52ZM65 32V34H67ZM78 32V33H77ZM56 33H54V35H52V39H53V37L55 36V39L58 37V38H60V35L62 34V35H64V33H60V35H57ZM70 33L69 34H67V35H70ZM14 34V33H13ZM13 34H11L10 33V35H13ZM25 34V37H23V38H26V36L28 37L29 35L28 34H26V32L24 33ZM24 34L22 35V36H24ZM37 34V35H36ZM45 33H43L42 35L43 36H45L44 35ZM52 34V33H51ZM72 34V35H73ZM36 35V36H35ZM41 35V33H40V36H42ZM49 35V34H48ZM48 35H46V36H48ZM67 35H65V36H67ZM83 35V36H82ZM7 36V35H6ZM51 36V35H50ZM50 36L47 38L46 37V39H49L50 38ZM219 36V37H221V38H223V39H221V41H220V43L218 42V41H215L216 43H213L212 42V40L214 39L215 40V38H217V37ZM9 37V36H8ZM11 37V36H10ZM37 37H36V39H37ZM72 37V36H71ZM82 37H84V38H82ZM166 37V38H165ZM5 38V37H4ZM10 39V38H9ZM20 39H22V38H20ZM45 39V38H44ZM65 39H67L66 37H65ZM218 39H220V38H217V40ZM5 40V39H4ZM19 40V39H18ZM28 40V38H26L24 41H25V43L26 42H29V40ZM38 40V39H37ZM36 40V41H37ZM41 40V41H40ZM40 40H38L39 42H41V43H43V41H42V39H40ZM72 40V39H71ZM151 40V41H150ZM156 40V41H157ZM7 41H12V40H7ZM15 42H17V39L16 40H14ZM23 41V39L21 40V42ZM36 41H35V43H36ZM38 41H37V43H38ZM53 41H56V40H53ZM52 41V42H53ZM59 41V40H58ZM57 41V42H58ZM155 41V40H154ZM20 41H19V44L21 43ZM49 42H50V39H49ZM150 42V43H149ZM158 42H159V40H158ZM13 44L14 42H10V44ZM24 42H22L20 45H24L23 44ZM31 45L32 44H34V42H32V41H30L29 42ZM28 43V44H29ZM44 43H46V40L44 41ZM43 43V44H44ZM118 43H117V45H118ZM155 43H157V42H155ZM155 43H153L152 42V44H154L152 47H156V45L158 44H155ZM166 43V42H165ZM218 43V44H217ZM1 44H2V42H1ZM17 44V46L18 47H15V49H17V48H20L21 46L18 44V42L16 43ZM16 44H15V46H16ZM26 45V46H28V47H26V46H22L23 48H30V45ZM42 44V45H43ZM47 44V43H46ZM135 44V43H134ZM14 45V44H13ZM13 45H11V46H13ZM35 45V44H34ZM32 46L33 47V50L35 51V52H38V53H43V51H45L44 53H46L47 52V49H45V50H43L44 48V46H42V45H40V44H36L35 46ZM45 45V44H44ZM59 45V44H58ZM68 45V46H67ZM113 45V46H112ZM122 45V46H123ZM149 45V46H148ZM10 45H7V47H9ZM20 46V47H19ZM47 46V45H46ZM45 46V47H46ZM134 46V45H133ZM132 46V47H133ZM137 46V45H136ZM7 47H5V48H7ZM31 47V48H32ZM56 47V46H55ZM66 47H65V50H66ZM1 48L2 47H0V50H1ZM4 48V47H3ZM2 48V49H3ZM10 48H12V47H10ZM25 48V50H24V53H23V55L26 53L25 51L27 50V54H25L24 56H29V54L30 53H28V50L30 51V49H26ZM57 48V47H56ZM121 49V51H120V49ZM15 49H4V52H2V51H0V61L3 63V64H1L2 66H4L5 64H7V60L9 59V58H11L12 56H17L19 53H17V52H20L21 50H23L22 48H20L17 52H15ZM105 49H107V50H105ZM151 49H153V48H151ZM150 49V50H151ZM154 49H157V48H154ZM158 49H157V51H158ZM48 50H52L51 48L50 49H48ZM62 50V49H61ZM127 50H128V48H127ZM129 50H130V48H129ZM128 50V52L126 51H124L125 52V54L126 53H128V54H126L125 55V57H128L127 55H130L132 52L131 51H129ZM31 51H32V49H31ZM156 50H155V54H156V52H157ZM49 53L51 52V51H48ZM47 52V53H48ZM54 52V51H53ZM53 52H51V53H53ZM61 52V51H60ZM67 52H64L65 53V55H66V53ZM102 52V51H101ZM124 52H122V53H124ZM131 52V53H130ZM36 54V56H38V58H39V54ZM99 53V52H98ZM102 53H104V52H102ZM32 54H33V56H34V52H32ZM32 54H30V55H32ZM57 54H58V52H57ZM56 54V55H57ZM69 54L67 53V55L69 56ZM79 54V55H78ZM9 55H11V57L9 56ZM19 55H21V53L19 54ZM17 56V57H19L20 58V56ZM41 55V54H40ZM50 55V54H49ZM55 55V56H56ZM59 55H60V53H59ZM64 55V57H62V56H60V57H62L61 59L63 60V64L65 65V67H66V63H64L65 61V56ZM78 55V56H77ZM82 55V56H81ZM92 55H95V54H92ZM132 55V54H131ZM134 55V54H133ZM136 55V54H135ZM147 55V54H146ZM7 56H8V59H7ZM24 56H21V57H24ZM28 56H27V59H28ZM51 56H53V54H51ZM80 56V57H79ZM140 57V55H136V58H138V57ZM149 56V55H148ZM15 57H12L13 59L15 58ZM30 57V56H29ZM58 57V56H57ZM147 57V56H146ZM31 58V57H30ZM36 58V57H35ZM42 58H45V57H42ZM53 58V59H52ZM59 58V57H58ZM71 58V59H72ZM80 58V59H81ZM84 58V57H83ZM85 58H86V56H85ZM130 58V57H129ZM5 59H7L6 61H5ZM26 59V58H25ZM33 59V58H32ZM32 59H30V60H32ZM41 58H39V60H40ZM48 59H51L52 61H51V64H54V57H50V58H48ZM59 60V61H62V60ZM67 59H69V57H67ZM72 59V60H73ZM91 59H92V57H91ZM120 59H122V58H120ZM119 59V60H120ZM128 58H126V60L125 59H123V60H120V61H130L129 59L127 60ZM140 60H141V62L142 61H144V60H142L143 58H139ZM10 60V59H9ZM12 60V59H11ZM21 60H23V59H21ZM20 60V61H21ZM43 60V59H42ZM76 60L75 61H73V62H76ZM82 60V62H84L83 61V59H81ZM96 60H99V59H96ZM131 60H132V58H131ZM134 60V59H133ZM149 60H151V62L149 61ZM15 61H18V59H14V61L13 62H15ZM50 61V60H49ZM56 61V60H55ZM58 61V62H59ZM67 61V60H66ZM89 61L90 60H88V61H85L86 62V64H88L89 63ZM136 61V60H135ZM149 61V62H148ZM0 62V63H1ZM9 62V61H8ZM43 62V61H42ZM47 62V61H46ZM57 62V63H58ZM70 61L68 60V64H70L69 63ZM71 63V64H74V63ZM78 62V61H77ZM80 63V62H78V64L80 63V64H82V65H85V62H84V64L83 63ZM137 62V64H138V62L139 61H136ZM135 62V63H136ZM11 63H12V61H11ZM22 63V62H21ZM29 63V62H28ZM134 63V64H135ZM145 63H146V60H145ZM159 64L158 66L156 65V64ZM10 64V63H9ZM19 64V63H18ZM33 64V63H32ZM36 64V66H38L39 67V65L37 64V63H35ZM48 64H49V62H48ZM56 64V63H55ZM54 64V65H55ZM58 64H60V63H58ZM77 64V65H78ZM0 65V66H1ZM10 65H12V64H10ZM21 65V64H20ZM27 65V64H26ZM30 65V64H29ZM44 65V64H43ZM50 65V64H49ZM49 65H47V68L48 69H45V71H44V73H45V75L47 74H49V77H50V74L51 73H48V71L47 70H51L52 71V75H51V77L50 78H52V76H53V73H55V71L53 72V70H54V67L52 66V68L53 69H51V67H48ZM76 64L75 65H72V67H74L75 69H76V66H77ZM128 66H129V64H127ZM126 65V66H127ZM139 65H144V62H143V64L141 63V64H139ZM2 66L0 67L2 70H4L3 68H2ZM8 66V65H7ZM7 66L5 65V67H6V69H7ZM16 66V65H15ZM31 66V65H30ZM46 66V65H45ZM56 66H57V64H56ZM78 66H80V70H81V67H82V69H83V66H81V65H78ZM77 66V68H78V70H79V67ZM151 66V68H154V67H152ZM4 67V68H5ZM13 67V66H12ZM17 67V66H16ZM16 67H14V68H16ZM42 67V66H41ZM63 67V66H62ZM69 67V66H68ZM92 67V66H91ZM147 67V68H148ZM57 68V67H56ZM59 68H60V66H59ZM73 68V69H74ZM130 68V67H129ZM129 68H127L126 67V70H129ZM150 68V69H151ZM0 69V70H1ZM9 69V68H8ZM24 69V68H23ZM37 69V68H36ZM39 69V68H38ZM43 69V68H42ZM66 69V68H65ZM71 69V68H70ZM28 70V69H27ZM58 70L59 69H57V72L56 73H58L59 74V72H58ZM62 70V69H61ZM77 70V69H76ZM84 70V69H83ZM135 70H137V73L135 72ZM8 71H10V70H8ZM25 71V70H24ZM23 71V72H24ZM29 71V70H28ZM34 71V70H33ZM32 71V72H33ZM64 71V70H63ZM63 71H61V72H63ZM73 71V70H72ZM72 71H69V73H71ZM85 71V70H84ZM130 71H128V72H130ZM2 72H4V71H2ZM6 72V71H5ZM4 72V73H5ZM47 72V73H46ZM67 72V71H66ZM78 72V71H77ZM14 73V72H13ZM27 73H29V72H26V74ZM44 73L42 74V72L41 73H36L37 75L39 74V75H44ZM56 73L54 74V75H56ZM64 73H65V71H64ZM79 73H81L80 71H79ZM83 73V72H82ZM88 73V72H87ZM91 73V72H90ZM8 74V73H7ZM6 74V75H7ZM16 74V73H15ZM67 74V73H66ZM17 75V74H16ZM37 75H35L34 73L33 74H31V78L33 77V76H37ZM38 75V76H39ZM41 75V76H42ZM46 75V78L48 77ZM61 75H63L62 73H61ZM71 75V74H70ZM1 76V75H0ZM22 76H23V74H22ZM38 76L36 77L37 78V80H39L40 79V77L41 76H39V78H38ZM2 77V76H1ZM7 77H9V76H7ZM12 77H13V75H12ZM17 77V76H16ZM26 77H28V76H26ZM45 77V76H44ZM43 76H42V78H44ZM48 77V78H49ZM54 77V76H53ZM3 78V77H2ZM14 78H15V76H14ZM20 78V77H19ZM40 79V81L41 80H43V79ZM48 78L47 79H45V81H41V82H46L47 80H48ZM91 78V77H90ZM26 79V78H25ZM19 80V81H15L14 79V81L15 82H21V81H26V80H28V79H30V77H28V79H26V80ZM37 84L39 83V85H40V81L38 82V81H36V79L33 77L32 78ZM32 79L30 80V81H26V82H23V83H25V84H27L28 82V85H24L22 82V85L24 86H20L18 83H16V86L18 87H23L24 88V90H25V88L27 87V86H32L31 85V81H32ZM54 79V78H53ZM57 79V78H56ZM73 79V78H72ZM9 80V82L11 83V81H12V79H8ZM50 80V79H49ZM48 80V81H49ZM54 80H50V82H48V83H51V82H53ZM6 82H7V80H6ZM9 82H7L8 84H5L6 86L4 87L5 89H7L6 91H10L9 93H10V95H15V93L17 92V90L15 89L16 87H13L12 85H10V87H12V88H10L8 85H9ZM33 82V81H32ZM35 82H33L32 84H36ZM4 83H1L0 85H3ZM11 84H13V81H12V83ZM30 84V85H29ZM36 84V86H38ZM42 84H44V83H42ZM42 84H41V86H42ZM45 84H47V83H45ZM55 84H57L56 82H55ZM48 85V84H47ZM47 85H46V88H47ZM60 85H61V83H60ZM60 85H58L57 84V86L58 87H60V88H62V85L60 86ZM10 88H8V87ZM26 86V87H25ZM41 86H38V87H41ZM52 86V85H51ZM49 87L50 89H52V87ZM56 86V85H55ZM57 86H56V91L58 90V89H60V88H58L57 89ZM7 87V88H6ZM18 87V88H19ZM29 87V91H32L31 90V88ZM43 87V86H42ZM41 87V90H43V88L45 87H43L42 88ZM2 88L3 87H0V89H1V91L0 92H4V93H7V94H9L8 92H6V91H2ZM3 88V90H5ZM17 88V89H18ZM23 88L21 89V90H23ZM34 88V85L32 86V89ZM36 88V87H35ZM34 88V89H35ZM9 89V90H8ZM13 89V91H11ZM20 89V88H19ZM18 89V90H19ZM27 89H28V87H27ZM26 89V90H27ZM37 89L38 88H36L35 90L37 91ZM53 89H55V88H53ZM20 90V91H21ZM25 90V91H26ZM34 90V91H35ZM39 90V89H38ZM25 91H23V92H25ZM29 91H28V94H30L29 93ZM58 91H60V90H58ZM13 92H15L14 94H11V93H13ZM22 91L21 92H19L18 91V93L20 94V93H23ZM40 92V91H39ZM39 92H37V93H39ZM48 92V91H47ZM17 93V94H18ZM26 93H27V91H26ZM33 93V92H32ZM31 93V94H32ZM0 94H3V93H0ZM18 94V95H19ZM30 94V95H31ZM5 95V94H4ZM20 95H23V94H20ZM245 95H247L248 97H245ZM34 96V95H33ZM258 97V98H259ZM187 99L185 100V101H183L184 103H187L188 101H187ZM244 100H248V99H244ZM243 100V101H244ZM240 101H242V100H240ZM239 101V102H240ZM249 101V100H248ZM144 102V101H143ZM182 102V103H183ZM193 102V103H194ZM207 102L209 103V104H207ZM237 102V101H236ZM192 103V104H193ZM204 103H206V104H204ZM242 103V102H241ZM233 104V105H234ZM246 104V103H245ZM248 104H251V100H250V103L248 102ZM119 105V104H118ZM118 105H116L115 104V106H118ZM167 105H165V107H167ZM222 105V104H221ZM236 105V104H235ZM234 105V106H235ZM237 105H238V103H237ZM239 105H241V104H239ZM112 106V105H111ZM114 106V107H115ZM121 106V105H120ZM183 106H184V104H183ZM187 106H188V104H187ZM193 106V105H192ZM191 106V107H192ZM202 106V107H203ZM226 106L228 107V105L226 104ZM246 106V105H245ZM184 107H186V106H184ZM195 107H197L198 108V106H195ZM201 106L199 107L200 109L202 108ZM217 107V108H216ZM229 107H232V105H229ZM228 107V108H229ZM168 108V107H167ZM183 108V107H182ZM187 108V107H186ZM197 108H195V109H197ZM220 108V107H219ZM237 108V107H236ZM243 108V107H242ZM142 109V108H141ZM166 109V108H165ZM195 109L193 110V111H195ZM231 109V108H230ZM241 109V108H240ZM2 110V113L1 114H3L5 111V113L7 114L8 113V115H11V114H9L11 111L10 110H12V112H16L17 110H15V108L13 109H10L9 111H7L6 109H5V111H3V109H1ZM0 110V111H1ZM188 110V109H187ZM204 110V111H205ZM235 110V109H234ZM246 110V109H245ZM121 111V110H120ZM140 111V110H139ZM167 111H168V109H167ZM191 111V110H190ZM193 111H192V113H193ZM197 111L198 110H196L195 112H196V114H197ZM202 111V113L204 112L203 110H201ZM209 111V112H208ZM220 111H222L221 113H220ZM243 111V110H242ZM11 112V113H12ZM15 112L14 113H12L13 115H15ZM19 112V111H18ZM17 112V113H18ZM138 112V111H137ZM228 112V111H227ZM226 112V113H227ZM241 112V111H240ZM239 112V113H240ZM260 112V111H259ZM191 113V114H192ZM201 112H200V116H201V114H202ZM205 113V112H204ZM233 113V112H232ZM261 113H263V115H264V111H262ZM5 114V115H6ZM19 114H20V112H19ZM133 113H131L130 115H132ZM134 114H136V113H134ZM133 114V115H134ZM142 114V113H141ZM195 114V113H194ZM195 114V115H196ZM206 114V113H205ZM225 113H223V118H226L227 120H228V118H229V116L227 117H225V115H224ZM230 114V113H229ZM234 114V113H233ZM258 114V113H257ZM17 115V114H16ZM15 115V116H16ZM127 115V114H126ZM139 115H140V113H139ZM156 115V114H155ZM163 115H164V113H163ZM178 115V114H177ZM189 115V114H188ZM231 115V114H230ZM262 114L260 115L261 117L263 116ZM20 116V115H19ZM127 116H129V115H127ZM198 116H199V114H197V118H198ZM233 116V115H232ZM235 116H236V113H235ZM235 116H233V117H235ZM131 117V116H130ZM196 117V116H195ZM202 117V116H201ZM206 116H204L203 118H205ZM181 118V117H180ZM183 118V117H182ZM236 118H237V116H236ZM161 119H162V117H161ZM170 119V118H169ZM225 119V120H226ZM230 119V118H229ZM234 119V118H233ZM198 120V119H197ZM206 120V121H207ZM231 120V119H230ZM237 120V119H236ZM171 121V120H170ZM173 121V120H172ZM183 121V120H182ZM195 121H196V119H195ZM194 121V122H195ZM200 121V120H199ZM205 121V120H204ZM229 121V120H228ZM227 121V122H228ZM232 121V120H231ZM234 121H235V119H234ZM255 121V120H254ZM260 121V120H259ZM160 122V121H159ZM193 122V121H192ZM201 122V121H200ZM236 122V121H235ZM229 123H233V121L232 122H230L229 121ZM205 124H207V123H205ZM223 124V123H222ZM236 124V123H235ZM256 124V123H255ZM138 125V124H137ZM189 125V124H188ZM211 125V124H210ZM233 125V124H232ZM250 125V124H249ZM248 125V126H249ZM222 126V125H221ZM264 126V125H263ZM263 126H258L259 127V129H262V127ZM184 127H186V126H184ZM189 127V126H188ZM191 127V126H190ZM199 127V126H198ZM204 127V126H203ZM181 128V127H180ZM219 128V127H218ZM234 128V127H233ZM151 129V128H150ZM153 129V128H152ZM155 129V128H154ZM177 129V128H176ZM211 129H212V127H211ZM214 129V128H213ZM217 129V128H216ZM235 129V128H234ZM257 129V128H256ZM45 130V129H44ZM157 130H159V129H157ZM183 130V129H182ZM147 131V130H146ZM178 131V130H177ZM197 131V130H196ZM45 132V131H44ZM183 132V131H182ZM250 132V131H249ZM9 133V132H8ZM160 133V132H159ZM162 133V132H161ZM212 133V132H211ZM256 133V132H255ZM19 134V133H18ZM190 134V133H189ZM195 134V133H194ZM197 134V133H196ZM203 134V133H202ZM8 135V134H7ZM136 135V134H135ZM163 135V134H162ZM164 135H167V134H164ZM172 135V133L170 134V136ZM253 135H254V132H253ZM119 136V135H118ZM145 136V135H144ZM159 137V136H158ZM183 137V136H182ZM211 137V136H210ZM10 138H14L13 137V135H12V137L10 136ZM25 138V137H24ZM163 138V137H162ZM194 138V137H193ZM208 138V137H207ZM231 138V137H230ZM114 139V138H113ZM118 139V138H117ZM174 139V138H173ZM176 139V138H175ZM179 139V138H178ZM249 139V138H248ZM255 139V138H254ZM26 140V139H25ZM199 140H200V138H199ZM233 140V139H232ZM1 141H3V142H0V158H2V159H4V160H9V161H14V162H17V164L18 163H20V162H22L24 165H25V162L28 160H30V162H31V160L32 159H34V158H37V156H39L38 154H39V152H38V149H36V148H39V147H36V148H34V147H31V144H30V147L29 146H27V144H25V142H21V141H19V139L18 138H16V136H15V138L14 139H12V140H10L9 139V136H8V138L6 139V141H4V140H1ZM24 141V140H23ZM66 141V140H65ZM143 141H145V140H143ZM172 141V140H171ZM176 141H179V140H177L176 139ZM182 141V140H181ZM246 141V140H245ZM257 141V140H256ZM112 142V141H111ZM183 142V141H182ZM198 142V141H197ZM241 142V141H240ZM28 143V142H27ZM32 143V142H31ZM33 144V143H32ZM246 144V143H245ZM107 145V144H106ZM111 145V144H110ZM157 145V144H156ZM219 145V144H218ZM61 147H63V146H61ZM141 147V146H140ZM163 147V146H162ZM154 148H156V147H154ZM158 148V147H157ZM160 148V147H159ZM167 148V147H166ZM227 148V147H226ZM240 148V147H239ZM127 149H129V148H127ZM220 149V148H219ZM218 149V150H219ZM228 149V148H227ZM242 149V148H241ZM176 150V149H175ZM217 150V149H216ZM217 150V151H218ZM236 150V149H235ZM123 151V150H122ZM217 151H215V153L217 152ZM67 152V151H66ZM159 152H160V150H159ZM196 152V151H195ZM212 152V154H213V151H211ZM227 152V151H226ZM229 152V151H228ZM255 152V151H254ZM262 152V151H261ZM115 153V152H114ZM224 153V152H223ZM231 153V152H230ZM256 153H258V152H256ZM92 154V153H91ZM169 154V153H168ZM190 154V153H189ZM212 154L210 155V156H212ZM217 154V153H216ZM216 154H214L213 156H216ZM252 154V153H251ZM254 154V153H253ZM149 155V154H148ZM147 155V156H148ZM195 155V154H194ZM218 155V154H217ZM221 155V154H220ZM225 156H227L228 155V153H227V155L226 154H224ZM224 155H222V156H224ZM255 155V154H254ZM209 156V157H210ZM212 156V157H213ZM229 156L230 155H228L227 156V158H229ZM256 156V155H255ZM254 156V157H255ZM43 157V156H42ZM41 157V158H42ZM131 157H133V156H131ZM150 157V156H149ZM155 157V156H154ZM208 157V158H209ZM219 157V156H218ZM217 157V158H218ZM232 158V163L234 164L235 162H237V161H235L234 162V160H233V156H231ZM252 157H253V155H252ZM253 157V158H254ZM40 158V159H41ZM214 158V157H213ZM213 158H211L210 157V159H207L206 160V158L204 159H202L201 158V160H199V159H195L194 158V160H191V162L190 161H187V163H186V159H185V161H181L180 163H174V161L171 163L170 162V164H168L169 166L168 167H165V168H156V169H151V170H149V169H144L143 167H145V166H150V168L152 167V165H156V166H158L157 164H161V163H163L162 161H160V160H156L155 158L154 159H148V160H146V161H142V162H138L139 164H135L136 166H132V168H130V167H128V168H125V167H123L122 169H120L119 171V174H120V176H115L114 178H112V177H104V178H102L101 176H98L97 178H99V179H93V180H90V181H87V179L86 180H83V179H79V178H76V177H74V176H72V177H74V179H73V181H72V185L74 184V186H76V191H77V187L79 186L80 187V189H82L83 188V190H88V189H90V188H92L93 189V191H95V192H97L96 194L94 193L93 194V191H91L92 192V194L93 195H95V196H97V195H99L101 198H105V199H107V198H109L108 197V194L109 193H113V192H115L116 190H118V188H120V187H123V184H127L128 186H130V187H134V188H137V193H136V198L137 199H134V200H136V201H134V200H132V202H131V200L129 201V205H133V206H135V205H140V206H152V207H154V209H156L155 207H157V209L159 208V209H161V208H163V206H162V204L160 205V202H163L164 200V203L165 202H172V203H168L169 205H173V204H179L180 205V203H182L180 206H179V208H183L184 206H185V204L187 205V206H185V207H188V206H190V208H192L191 207V205H192V203L196 200V202H197V204H198V200L200 199V198H202L203 196H201L200 197V195H202L203 193V188L205 187V186H200V184H199V186L200 187H203V188H201L202 190H200L199 192H201L200 194H199V192H198V197H200L198 200H197V197L196 198H194L195 197V195L194 196H192L193 194H194V192L193 191H195V189H196V187L195 186H193L194 185V183H193V180L194 179H199L200 177H201V175H202V177H203V180L202 179H200V180H195V181H200L199 183H201L202 184V182L201 181H205V180H207V181H209L208 180V178H210L209 177V175L212 177L213 176V173L215 172V169L217 170L215 173L218 175V177H220V173L222 172V170H223V168H222V170L219 172V174H218V170L219 169H217V167L215 166V165H217L215 162V159H213ZM225 158V157H224ZM238 158V157H237ZM236 158V159H237ZM253 158H249V160H246V162L245 161H243V166H245L246 168H245V170L247 171L246 172V174H244V175H239L238 174V172H237V174L236 173H234V174H236V175H238V177L236 176L235 177V175H234V178H229L228 179V181H226L225 179H227V176L228 177H231L230 175H232L231 173H230V171L228 172V174L229 175H225L224 177H226V178H224V180H222V181H219L220 183H217V181L216 182H214V185L211 183L210 185H209V188H211V189H213V190H211L210 192L208 191V186H206L205 188L207 189V191L210 193V194H206V193H208V192H206L205 191V193L203 194V195H206V199H205V201H204V198L202 199L205 203H203V204H205V205H203L202 203H200L199 202V204H200V206H201V208H199V210L202 212V214L204 213V215L205 214H208V215H211L212 217L213 216H220L221 218H222V216H226V215H229V214H233L234 215V213H238V214H245V213H255L256 215L257 214H260V216L261 215H264V170L262 171V169H263V165H260L259 166V168H258V166H256V167H253V163L254 162H252L251 160L253 159ZM43 159H44V157H43ZM42 159V160H43ZM52 159H54V158H52ZM176 159V158H175ZM188 159V158H187ZM190 159V158H189ZM193 159V158H192ZM230 159V158H229ZM228 159V160H229ZM231 159L229 160V161H231ZM235 159V158H234ZM238 159H240V158H238ZM251 159V160H250ZM255 159V158H254ZM47 161H48V159H46ZM126 160V159H125ZM130 160H131V158H130ZM173 160V159H172ZM181 160V159H180ZM212 160L214 161V162H212ZM38 161V160H37ZM51 161V160H50ZM56 161H58V160H56ZM55 161V162H56ZM76 161V160H75ZM111 161V160H110ZM119 161V160H118ZM129 161V160H128ZM176 161H177V159H176ZM225 161H227V160H225ZM35 162V161H34ZM44 162H46V161H44ZM49 162V161H48ZM52 163H53V161H51ZM51 162H49L50 164H51ZM69 162V161H68ZM123 162H124V160H123ZM188 162L189 163H191V166H188ZM212 162V163H211ZM21 163V164H22ZM27 163V162H26ZM32 163V162H31ZM62 164H63V162H61ZM61 163H58L56 166H54V164H53V166L56 168L55 170H57L58 168V171L59 170H64V164L63 165H61ZM185 163L187 164V166H185ZM34 165H31V164H29V165H31V166H35V164L36 163H33ZM41 164V163H40ZM40 164H38V165H40ZM50 164H49V166H50ZM176 164H181L180 166L181 167H178ZM184 164V165H183ZM213 164H215V165H213ZM230 163H228V165H229ZM262 164H264V160H262ZM28 165V163H27V166H29ZM41 165H43V164H41ZM227 165V164H226ZM235 165H237V164H235ZM31 166H29V168L31 167ZM46 166H48V164L46 165ZM52 166V167H53ZM63 166V167H62ZM182 166H184V167H182ZM230 166V165H229ZM228 166V167H229ZM240 166V165H239ZM238 166V167H239ZM251 166V167H250ZM36 167V166H35ZM42 166H38V168L40 169ZM52 167H50V169L52 168ZM53 167V168H54ZM153 167H155V166H153ZM152 167V168H153ZM222 167H223V165H222ZM234 167V166H233ZM232 167V169H234V168H237L236 166L233 168ZM247 167H249L248 169L250 170H248L247 169ZM25 168V167H24ZM46 168V167H45ZM69 168V167H68ZM240 168V167H239ZM241 168H242V166H241ZM256 168V169H255ZM33 169V168H32ZM65 169H67V168H65ZM114 169V168H113ZM227 169V168H226ZM225 169V170H226ZM231 169V167L228 169V170H230ZM231 169V170H232ZM243 169H244V167H243ZM242 169V171L244 172L245 170H243ZM10 170V169H9ZM17 170V169H16ZM26 170V169H25ZM28 170H30V169H28ZM34 170H35V168H34ZM45 170V169H44ZM46 170H48V169H46ZM54 170V169H53ZM96 170V169H95ZM117 170V169H116ZM238 170V169H237ZM11 171V170H10ZM36 171H38V169L36 170ZM75 171V170H74ZM234 171H236V170H234ZM249 171V172H248ZM6 172H9V171H6ZM5 172V173H6ZM16 172V171H15ZM30 172V171H29ZM33 172V171H32ZM40 172H44V171H40ZM61 172H63V171H61ZM66 172V171H65ZM71 172V171H70ZM69 172V173H70ZM77 172H79V171H77ZM118 172V171H117ZM123 172H129L128 174H125L124 175V173ZM225 172V171H224ZM233 172V171H232ZM241 172V171H240ZM5 173H3L5 176L7 175V174H5ZM10 173V172H9ZM11 173H13L11 176H13V175H15L16 173H14V170L11 172ZM19 173V172H18ZM45 173V172H44ZM49 173L51 174V172H50V170H49ZM64 173V172H63ZM68 173V174H69ZM116 173V172H115ZM114 173V174H115ZM211 173V174H210ZM245 173V172H244ZM22 174V173H21ZM38 174H39V172H38ZM46 174V173H45ZM47 174H48V172H47ZM59 174H60V172H59ZM70 174H72V173H70ZM98 174V173H97ZM122 174H123V176H122ZM164 174V175H163ZM216 174H214V175H216ZM221 174H223V173H221ZM225 174V173H224ZM241 174H243V173H241ZM8 175H10V174H8ZM19 174H17V176H18ZM23 175V174H22ZM22 175H20V176H22ZM25 175H28V173H26V174H24L23 176H25ZM51 175H53V174H51ZM62 176H63V174H61ZM74 175V174H73ZM100 175V174H99ZM115 175H118V173L117 174H115ZM166 175V177H163L164 178V180H163V178L161 177V176H165ZM204 175H206L208 178H206V176H205V180H204ZM216 175V176H217ZM21 177V178H25L26 177V179L25 180H22V183H18V187H19V184H22V185H20V187H26L27 188V186H29V190H31V193L33 192L32 191V189H30L31 187H34V188H39L40 189V192L38 191V192H36L35 190V192L34 193H36V194H31V193H29V191H28V189H27V191H28V193H26L25 195H24V193H23V195H18V194H16V193H19V192H15V194L17 195V198L18 199H20V200H23L24 202L25 201H29V203L31 202V203H33L35 206H36V204L38 203H40L39 201H42L43 202V200L42 199H44V200H46L45 198H46V196L48 197V195L47 194H45L44 192H46V190L47 189H49L50 190V188L51 187H54L53 189H54V191H56V189H55V187H57V190L58 189H61V187H63L62 185H64L62 182L64 181V180H62L60 177V179L62 180H60L59 178H54V180L55 179H59L57 182H55V181H51V180H49L48 182H47V180H45L47 183H41V182H39V180H38V182L35 180L36 178H34V176H33V178H34V181L32 180V179H30V180H32L33 182H37V183H31V181L29 180V178L30 177H28V176H25V177ZM29 176H31L30 174H29ZM39 176V175H38ZM49 176V175H48ZM93 176V175H92ZM155 176V177H154ZM158 176V178H162V181L160 180V179H156V177ZM160 176V177H159ZM197 178H196V177ZM200 176V177H199ZM215 176V177H216ZM14 177H16V176H14ZM91 177V176H90ZM90 177H89V179H90ZM175 178V179H173V184L172 183H170L169 181H167L166 180V178ZM214 177V178H215ZM217 177V178H218ZM233 177V176H232ZM76 178V179H75ZM87 178V177H86ZM154 178V179H153ZM170 178H169V180H170ZM220 178H222V177H220ZM37 179H39V178H37ZM41 179L42 178H40V181H41ZM46 179V178H45ZM50 179V178H49ZM67 179V178H66ZM156 179V180H155ZM43 181H44V178L42 179ZM152 180H154V181H157V183H154L153 185L151 184L150 185V181L152 182ZM158 180H160V183H158ZM210 180H212V178L210 179ZM16 181V180H15ZM19 181L21 182V180L19 179ZM18 181V182H19ZM44 181V182H45ZM60 181V182H59ZM68 181H70V180H68ZM172 181V180H171ZM227 183H226V182ZM17 182V181H16ZM65 182V181H64ZM206 182V181H205ZM223 182V183H222ZM15 183V182H14ZM68 183H70V182H68ZM67 183V184H68ZM147 183H149V184H147ZM172 184V185H170V184ZM207 183V182H206ZM209 183H210V181H209ZM59 184V185H58ZM60 184H61V186H60ZM193 184V185H192ZM13 186H15L14 184H12ZM27 185V186H26ZM66 185V184H65ZM177 185H179V186H177ZM184 185H189L188 186V188H187V186L186 187H184ZM203 185H204V183H203ZM208 185V184H207ZM211 185H212V187L214 186V188H212L211 187ZM17 186V185H16ZM15 186V187H16ZM86 188V189H84V187ZM199 186L197 187V188H199ZM60 187V188H59ZM66 187V186H65ZM64 187V188H65ZM67 187H69L70 188V186H67ZM78 187V188H79ZM82 187V188H81ZM23 188V189H24ZM33 188V189H34ZM64 188H62L63 190L62 191H64V192H66L65 190H64ZM8 189H10V187L8 188ZM17 189V188H16ZM18 189H20V188H18ZM38 189V190H39ZM70 189H75L74 187H71ZM91 189V190H92ZM205 189V190H206ZM13 190V189H12ZM22 190V189H21ZM20 190V191H21ZM37 190V189H36ZM45 190V191H44ZM48 190V192L47 193H49V192H51V191H49ZM82 190V191H83ZM131 190V189H130ZM135 190V189H134ZM197 190H199V189H197ZM196 190V191H197ZM210 190V189H209ZM7 191V190H6ZM11 191V190H10ZM16 191V190H15ZM19 191V190H18ZM24 191V190H23ZM62 191H60V192H62ZM79 191V190H78ZM78 191H77V193H78ZM81 191V192H82ZM132 191V190H131ZM195 191V192H196ZM8 192H9V190H8ZM7 192V193H8ZM59 192V191H58ZM57 191H56V193L59 195L60 193H58ZM64 192H62V193H64ZM68 192V191H67ZM69 192H70V190H69ZM75 192V191H74ZM87 193H88V191H86ZM85 192V193H86ZM90 192V191H89ZM90 192V193H91ZM9 193H12V192H9ZM21 193V192H20ZM79 193H80V191H79ZM51 194V193H50ZM53 194H55V193H52V195ZM66 194V193H65ZM84 194V193H83ZM89 194V193H88ZM87 194V195H88ZM197 194V193H196ZM62 195V194H61ZM90 195V194H89ZM112 195V194H111ZM207 195H209V196H207ZM13 196H14V194H13ZM50 196V195H49ZM63 196V195H62ZM114 196V195H113ZM121 196H122V193H121ZM12 197V196H11ZM15 197V196H14ZM98 197V196H97ZM127 197V196H126ZM129 197V196H128ZM52 198V197H51ZM54 198H57V197H54ZM91 198V197H90ZM129 198H131V197H129ZM10 199V198H9ZM50 199V198H49ZM87 199V198H86ZM195 199V200H194ZM19 200V201H20ZM51 200V199H50ZM58 200V199H57ZM202 201V202H203ZM15 202V201H14ZM63 202V201H62ZM207 202H209V203H207ZM213 202V203H212ZM30 203V204H31ZM44 203V202H43ZM128 203V202H127ZM159 203V204H158ZM77 204V203H76ZM107 204V203H106ZM166 204V203H165ZM165 204H164V206H165ZM190 204V205H189ZM195 204V203H194ZM197 204H195V205H197ZM198 204V205H199ZM33 205V206H34ZM131 205V206H132ZM156 205V206H155ZM167 205V204H166ZM168 205V206H169ZM184 205V206H183ZM41 206V205H40ZM139 206V207H140ZM149 206H148V208H149ZM150 206V207H151ZM167 206V207H168ZM176 205H174L173 206V208L175 207ZM194 206V205H193ZM200 206H198V207H200ZM32 207V206H31ZM195 207V209H197L196 208V206H194ZM193 207V208H194ZM36 208V207H35ZM95 208V207H94ZM128 208V207H127ZM131 208V207H130ZM133 208V207H132ZM179 208H177L176 207V209H179ZM41 209V208H40ZM133 209H135V208H133ZM156 209V210H157ZM167 210V208L165 207V208H163V209H161V210H164V211H166ZM168 209L169 210H172L173 211V209H171V207L169 208L168 207ZM175 209V208H174ZM185 209V208H184ZM161 210L160 211H157V212H161ZM191 210H193V209H190L189 211H191ZM199 210H197V211H199ZM94 211V210H93ZM151 211V210H150ZM152 211H154V210H152ZM164 211H162V213L164 212ZM186 211H188V209H186ZM44 212V211H43ZM95 212V211H94ZM148 212H149V210H148ZM147 212V213H148ZM155 212V211H154ZM170 212V211H169ZM192 212V211H191ZM194 212V211H193ZM195 212H196V210H195ZM194 212V213H195ZM39 213V212H38ZM190 213V212H189ZM197 213V212H196ZM41 214V216L40 217H43V215H45V214H43L42 215V212L40 213ZM49 214V213H48ZM142 214V213H141ZM169 216L171 215L170 213H167ZM191 214V213H190ZM231 214V215H232ZM237 214V215H238ZM240 214V215H241ZM49 215H51V214H49ZM68 215V214H67ZM163 215V214H162ZM167 215V216H168ZM34 216V215H33ZM61 216V215H60ZM118 216V215H117ZM145 216V215H144ZM160 216V215H159ZM165 216H166V214H165ZM164 216V217H165ZM166 216V217H167ZM177 216H180V215H177ZM177 216H175V217H177ZM185 216V215H184ZM230 216V215H229ZM229 216H228V218H229ZM242 216V215H241ZM247 216V215H246ZM39 217V216H38ZM46 217H47V215H46ZM45 217V219H48V218H46ZM89 217V216H88ZM126 217V216H125ZM148 217V216H147ZM154 217H156V216H154ZM166 217H165V219H166ZM173 216H171V218H172ZM182 217V216H181ZM217 217V218H218ZM79 218V217H78ZM139 218V217H138ZM143 218V217H142ZM141 218V219H142ZM149 218V217H148ZM158 218V217H157ZM168 218H170V217H168ZM223 218H225V217H223ZM70 219V218H69ZM95 219V218H94ZM107 219V218H106ZM127 219V218H126ZM137 219V218H136ZM164 219V218H163ZM178 219V218H177ZM181 219V218H180ZM31 220H33V219H31ZM34 220H36V219H34ZM101 220V219H100ZM100 220H96V221H100ZM108 220V219H107ZM106 220V221H107ZM110 220V219H109ZM135 220V219H134ZM136 221H138V220H136ZM151 221H153V220H151ZM156 221V220H155ZM165 221H167V223H168V220H165ZM164 221V222H165ZM181 221V220H180ZM259 221V220H258ZM18 222V221H17ZM40 222V221H39ZM45 222V221H44ZM87 222V221H86ZM86 222H84V223H86ZM93 222V221H92ZM146 222V221H145ZM158 222V221H157ZM161 222V221H160ZM37 223V222H36ZM41 223V222H40ZM89 223H91V222H89ZM108 223V222H107ZM176 223H178V222H176ZM99 224V223H98ZM98 224H97V226L96 225H94L95 227H93V229L91 228V230H89V228L88 229H85V228H87V226L84 228L83 227V229H81L80 231L78 230L76 233H72V237H62V234L59 236V234L58 235H56V236H53V237H47L48 235H44V234H46L45 232H44V234H35V235H27V237H24V236H22V237H20V239L21 240H19L18 242H17V244L16 245H12V244H9V245H3V246H1L0 247V264H8V261H9V259L12 257V255L13 254H16L17 256H19L20 254L21 255H23V254H25V252H28L27 250H29L30 251V249L31 250H35V249H42V250H44L46 247H48V246H51V245H61V244H63L65 241L67 242L68 241V243L69 242H74V243H82V242H86L87 241V239H89L90 237L89 236H91L90 234L91 233H93V231L95 232V234H97V236L99 235V237L101 238L100 240H102V241H104V240H107V241H114L113 243H115V240L116 239H118L119 240V238H121L119 235L120 234H118L120 231H117L118 233H116V230L114 231V227L113 228H111L112 226H110V225H108V226H110V227H108L106 224H104L103 222L102 223H100V228L98 227ZM102 224V225H101ZM109 224V223H108ZM157 224V223H156ZM39 225V224H38ZM90 224H88V226H89ZM146 225V224H145ZM149 225V224H148ZM151 225V224H150ZM152 225H153V223H152ZM177 225V224H176ZM65 226V225H64ZM75 226V225H74ZM23 227V226H22ZM46 227V226H45ZM79 227V226H78ZM77 227V228H78ZM90 227V226H89ZM92 227V226H91ZM145 227V226H144ZM155 227V226H154ZM171 227V226H170ZM176 227V226H175ZM40 228V227H39ZM44 228V227H43ZM96 229V231H95V229ZM98 228V229H97ZM137 228H140V227H137ZM136 228V229H137ZM141 228H143V227H141ZM151 228H153V227H151ZM151 228L148 226V229H145V230H141V229H138V231L137 232H133V230H132V232H130L129 230V232L131 233V234H129V232L127 233L128 235H130L129 237H131V235H132V237L133 238H135V240L137 239V238H144V237H148L149 238V235H150V233L152 232H155V231H153V229H152V231H151ZM117 229V228H116ZM163 229V228H162ZM175 229V228H174ZM42 230V229H41ZM48 230V229H47ZM53 230V229H52ZM59 230V229H58ZM93 230V231H92ZM139 230H141V231H139ZM155 230V229H154ZM157 230V229H156ZM161 230V229H160ZM49 231V230H48ZM48 231H47V233H48ZM158 231V230H157ZM156 231V232H157ZM123 232V231H122ZM122 232H120V233H122ZM159 232V231H158ZM23 233V232H22ZM37 233H38V231H37ZM2 234H4V232L2 233ZM6 235L8 234V233H5ZM5 234H4V236H5ZM15 234V233H14ZM24 234V233H23ZM31 234V233H30ZM67 234V233H66ZM123 234H126V232L124 231L123 232ZM123 234H122V236H123ZM153 235H155V233L153 234ZM3 236V235H2ZM3 236V237H4ZM9 235H7V237H8ZM2 237V239H4ZM6 236H5V238H7ZM19 237V236H18ZM17 237V238H18ZM126 237V236H125ZM124 237V238H125ZM131 237V238H132ZM151 237V236H150ZM165 237V236H164ZM9 238V237H8ZM15 238V237H14ZM0 239H1V235H0ZM11 239H13V238H11ZM15 240H16V238H15ZM91 240V239H90ZM95 240V239H94ZM134 240V239H133ZM138 240H140V239H138ZM148 240V239H147ZM5 241H7V240H5ZM13 241V240H12ZM96 241V240H95ZM150 241V240H149ZM9 242V241H8ZM16 242V241H15ZM98 242V241H97ZM106 242V241H105ZM7 243V242H6ZM87 243V242H86ZM90 243V242H89ZM2 244V243H1ZM116 244V243H115ZM33 250V251H34ZM23 253V254H22ZM15 255V256H16ZM20 255V256H21ZM12 261V260H11ZM13 263V262H12ZM10 264V263H9Z\"/></svg>",
  "mask_w": 264,
  "mask_h": 264
}]
</instances>
